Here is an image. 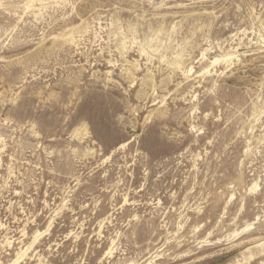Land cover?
Masks as SVG:
<instances>
[{"label": "rangeland", "instance_id": "1", "mask_svg": "<svg viewBox=\"0 0 264 264\" xmlns=\"http://www.w3.org/2000/svg\"><path fill=\"white\" fill-rule=\"evenodd\" d=\"M0 264H264V0H0Z\"/></svg>", "mask_w": 264, "mask_h": 264}]
</instances>
